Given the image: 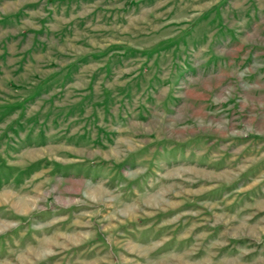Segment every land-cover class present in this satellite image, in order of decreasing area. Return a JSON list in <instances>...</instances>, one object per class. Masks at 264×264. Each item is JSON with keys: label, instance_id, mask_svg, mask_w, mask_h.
I'll use <instances>...</instances> for the list:
<instances>
[{"label": "rangeland", "instance_id": "374dc122", "mask_svg": "<svg viewBox=\"0 0 264 264\" xmlns=\"http://www.w3.org/2000/svg\"><path fill=\"white\" fill-rule=\"evenodd\" d=\"M0 264H264V0H0Z\"/></svg>", "mask_w": 264, "mask_h": 264}, {"label": "bare ground", "instance_id": "6f19581e", "mask_svg": "<svg viewBox=\"0 0 264 264\" xmlns=\"http://www.w3.org/2000/svg\"><path fill=\"white\" fill-rule=\"evenodd\" d=\"M100 190H103V189H100ZM96 191V190H95ZM99 190H97V192H98ZM91 194H93V193H91ZM97 195V194H96ZM1 197L3 198V199H8V198H13V199H16L13 203H14V205L17 207V208H19V209H30L29 208V205L27 204V200L26 201H21V200H18L17 198H15L16 197V195H13L11 192H4L2 195H1ZM31 200V199H30ZM34 200V199H33Z\"/></svg>", "mask_w": 264, "mask_h": 264}]
</instances>
